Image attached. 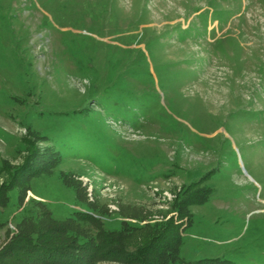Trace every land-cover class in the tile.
Returning a JSON list of instances; mask_svg holds the SVG:
<instances>
[{
    "label": "rangeland",
    "instance_id": "374dc122",
    "mask_svg": "<svg viewBox=\"0 0 264 264\" xmlns=\"http://www.w3.org/2000/svg\"><path fill=\"white\" fill-rule=\"evenodd\" d=\"M4 185L0 248L174 216L169 264H264V0H0Z\"/></svg>",
    "mask_w": 264,
    "mask_h": 264
},
{
    "label": "trees",
    "instance_id": "16d2710c",
    "mask_svg": "<svg viewBox=\"0 0 264 264\" xmlns=\"http://www.w3.org/2000/svg\"><path fill=\"white\" fill-rule=\"evenodd\" d=\"M28 166L37 168L34 165ZM9 186L4 185L0 188V204L8 203ZM78 213L80 217L96 219L86 211L79 210ZM180 218L174 216L169 218L157 233L147 236L145 242L139 244L134 251L127 248V244L120 243L108 229H101L89 237L75 232L73 228L69 229L68 226L63 227L60 224L46 226V221L38 220L39 224L34 223L30 229L18 230L0 248V264H93L96 259L105 255L141 264H169L171 259L177 258L182 241L183 220L179 221ZM4 222L0 218V224ZM42 223L44 224L41 225ZM142 226L128 222L127 226L114 231L123 234ZM205 261L206 264H226L227 259L206 258Z\"/></svg>",
    "mask_w": 264,
    "mask_h": 264
}]
</instances>
